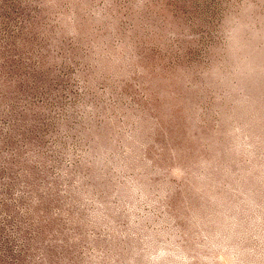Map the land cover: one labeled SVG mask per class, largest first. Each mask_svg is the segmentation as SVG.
I'll return each instance as SVG.
<instances>
[{
    "label": "rangeland",
    "instance_id": "1",
    "mask_svg": "<svg viewBox=\"0 0 264 264\" xmlns=\"http://www.w3.org/2000/svg\"><path fill=\"white\" fill-rule=\"evenodd\" d=\"M0 264H264V0H0Z\"/></svg>",
    "mask_w": 264,
    "mask_h": 264
}]
</instances>
